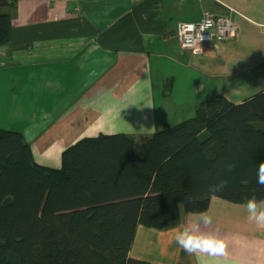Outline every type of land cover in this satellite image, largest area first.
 I'll use <instances>...</instances> for the list:
<instances>
[{"label": "crops", "instance_id": "crops-1", "mask_svg": "<svg viewBox=\"0 0 264 264\" xmlns=\"http://www.w3.org/2000/svg\"><path fill=\"white\" fill-rule=\"evenodd\" d=\"M203 10L230 15L237 34L192 55L175 27ZM11 14V37L0 44V128L20 132L45 166L59 167L83 137L147 136L213 96L236 104L264 89V0H18ZM206 211L213 223L204 230L225 239L224 254H188L174 242L175 229L198 214L186 213L166 228L139 226L130 256L264 264V227L244 204L213 196Z\"/></svg>", "mask_w": 264, "mask_h": 264}, {"label": "trees", "instance_id": "trees-1", "mask_svg": "<svg viewBox=\"0 0 264 264\" xmlns=\"http://www.w3.org/2000/svg\"><path fill=\"white\" fill-rule=\"evenodd\" d=\"M17 1L0 0V44ZM261 162L264 89L236 104L201 101L193 116L142 140L83 137L59 167L39 164L20 132L0 128V264H159L130 256L137 228L175 225L213 196L264 200Z\"/></svg>", "mask_w": 264, "mask_h": 264}, {"label": "clouds", "instance_id": "clouds-1", "mask_svg": "<svg viewBox=\"0 0 264 264\" xmlns=\"http://www.w3.org/2000/svg\"><path fill=\"white\" fill-rule=\"evenodd\" d=\"M225 171H230L231 164L224 165ZM223 181L221 182V185ZM257 184L264 188V162L257 167ZM218 185H209V190H216ZM244 208L248 219L259 227H264V201L254 195L247 198ZM213 216L207 211L198 213L190 222L175 229L174 242L186 253H204L207 255H222L226 250V241L210 231H205L212 225Z\"/></svg>", "mask_w": 264, "mask_h": 264}, {"label": "built area", "instance_id": "built-area-1", "mask_svg": "<svg viewBox=\"0 0 264 264\" xmlns=\"http://www.w3.org/2000/svg\"><path fill=\"white\" fill-rule=\"evenodd\" d=\"M236 34L237 26L230 15H217L209 10H203L197 21H177L175 27L179 47L192 55L203 54L214 39L230 41Z\"/></svg>", "mask_w": 264, "mask_h": 264}, {"label": "rangeland", "instance_id": "rangeland-1", "mask_svg": "<svg viewBox=\"0 0 264 264\" xmlns=\"http://www.w3.org/2000/svg\"><path fill=\"white\" fill-rule=\"evenodd\" d=\"M137 138L142 140L143 138H145V136L140 135V136H137ZM133 253H136L135 248L133 249Z\"/></svg>", "mask_w": 264, "mask_h": 264}]
</instances>
